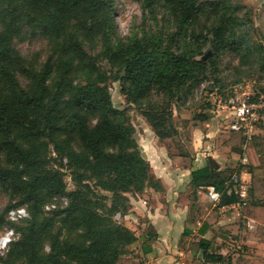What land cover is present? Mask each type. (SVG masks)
I'll list each match as a JSON object with an SVG mask.
<instances>
[{"label":"trees","instance_id":"trees-1","mask_svg":"<svg viewBox=\"0 0 264 264\" xmlns=\"http://www.w3.org/2000/svg\"><path fill=\"white\" fill-rule=\"evenodd\" d=\"M1 1L0 18L12 21L21 19L23 11L31 7L32 11L26 13L30 21L41 24L49 41L60 42L67 57H76V68L83 67L89 75L96 70V61L84 49L78 35L96 31L103 40L108 60L117 61L123 68L120 79L130 82L133 92L126 96L133 102L153 87L172 93L188 82H197L205 60L227 45L244 61L254 50L262 51L249 41V33L242 30L247 27V12L241 16H226L227 3L224 0H142L143 5L150 8L157 4L167 8L169 15L176 19V28L165 32L162 24L159 28L155 24L154 30L143 28L140 33L127 36L126 40L117 34L113 36L116 32L112 17L113 0ZM240 8L237 5V9ZM204 9L205 12L212 11L217 22L211 26L207 40L203 39L209 45L207 50L201 51L192 42H185V35L194 18ZM228 20L237 23L241 33L225 27ZM180 34L184 45L176 48L174 40ZM20 69L30 74V81L25 86L18 85L13 75V71ZM72 69L62 60L44 64L38 72L27 68L8 48V37L0 34V152L11 165H0V185L9 187L29 202L31 217L28 225L21 228V236L9 245L7 257L0 256L1 264H12L18 257H27L30 264H111L136 239L128 226L113 222L104 211H97L101 205L95 201L92 203L90 185L81 183L88 177L83 178V168L97 178L100 188L115 196H119L120 190L131 187L143 190L146 185L158 186L135 139L134 126L116 117V114L122 115V110L113 106L106 87L97 80L103 79L106 73L98 70L93 80L77 85L66 79ZM53 70L57 75L63 74L57 85L53 83L54 88L48 83ZM164 107L143 111L160 139L177 132V128L169 124L170 116L164 112ZM88 112L97 115L91 125L87 120ZM204 117V114L200 116ZM60 134L65 137L60 141L63 145L57 147V153L69 158V164L75 168V179L80 183L70 191L65 190L61 169L51 164L55 157L46 149L40 152L30 147L41 136ZM74 136H78L82 145L83 150L79 153L64 143ZM26 142L29 146L25 145ZM107 147L115 150L109 151ZM192 176L194 185L213 183L223 198L233 195L223 189L225 178L212 181L208 167L193 171ZM59 193L67 196L66 207L49 209L50 216L38 222L39 215L49 203L47 201ZM115 210L116 206L106 209L107 212ZM54 215H60L58 221L69 233L77 227L82 229L83 232L78 233L79 240L72 242L68 236H61V232L48 235L47 229L53 224ZM45 239L49 242L48 251L41 250ZM210 258L215 263L222 260L219 254Z\"/></svg>","mask_w":264,"mask_h":264},{"label":"rangeland","instance_id":"rangeland-1","mask_svg":"<svg viewBox=\"0 0 264 264\" xmlns=\"http://www.w3.org/2000/svg\"><path fill=\"white\" fill-rule=\"evenodd\" d=\"M204 1V0H202ZM210 0H205V2ZM227 3L225 14L241 16L244 12H247L248 17L247 27L242 29L244 32H248L249 41L254 43L257 48H262V51L254 50V53L250 55L245 61L242 56L236 52L232 47L227 45L213 53L211 58L205 60V66L199 75L197 82L186 83L183 86H179L174 92L168 93L158 89V87L151 88L148 92L141 95L136 102L130 101L126 94L133 92L131 84L128 80L120 79L123 76V68L117 63V61H109L103 40L96 31L89 30L87 35H78L79 40L84 49L95 58L96 70L91 75L86 70L78 66L76 68V57H72L63 52L62 44L60 42H50L49 38L43 33L42 26L39 23H32L27 14H29L31 7L24 10L21 19L17 21L8 20L7 18H0V34L8 37V48L20 62L31 68L32 70L39 71L44 64L51 65L53 62L62 60L69 64L72 69V73L68 71L67 80H72L73 84L84 85L89 80H93L98 70L105 72L106 76L100 80V84H104L109 92L112 104L115 108L122 110L121 114H116V117L122 120L125 124H132L135 128V139L138 140L139 136L149 134L152 130L151 125L147 121L143 111L156 110L158 106H166L165 113L170 116L169 124L173 128L183 129L189 132L200 121V116L205 113L207 108H211L218 119L223 122L222 129L226 130V124L224 122V114L218 113L216 104L218 100L228 103V99L233 94L235 86L239 84H246L253 82L256 86L263 80L264 75V0H224ZM3 1L0 0V7ZM237 5L241 6L237 9ZM113 12L112 17L114 19L116 31L113 36L117 34L121 39L126 40L127 36H132L135 33H140L141 29L149 30V27L154 30L155 24L158 27L162 24V31H172L176 28V19L169 15V11L163 5H156L153 7L144 6L142 0H113L112 2ZM27 13V14H26ZM227 18V17H225ZM217 22V17L211 12L204 11L194 18L190 24V28L186 32L185 42H192L195 46L200 48L201 51H206L208 43L206 42L209 30L213 24ZM227 28H233L236 32L241 33V30L237 27V23L231 20L226 21ZM249 29V30H248ZM112 35V34H111ZM111 36L112 39L115 37ZM210 37V35H209ZM225 37H228L225 35ZM204 38H206L204 42ZM176 48H181L184 45L183 36L177 35L175 37ZM210 54L208 55V57ZM196 58H200V55H196ZM14 78L18 85L25 86L30 81V74L24 70L13 71ZM63 74L53 70L52 74L48 77V83L54 88V82L62 79ZM153 107V108H151ZM161 110V108H160ZM97 115L95 113H87L88 124L95 123ZM117 120V119H116ZM65 137L64 134L58 136H41L33 144L30 145L37 151L42 152L47 150L48 154L55 157L51 164L57 168H60L63 175V181L65 184V190L70 191L75 189L80 183L75 179V168L69 164V158L62 154L57 153V147L62 144L60 142ZM65 145L71 148L75 153L81 152L82 145L78 136L72 137L69 141L65 140ZM29 146V142L25 143ZM63 145V144H62ZM140 149V148H139ZM107 150L112 151L114 148L107 147ZM46 152V153H47ZM58 154V155H57ZM92 160V158H90ZM51 165L50 163H47ZM0 165L11 167L10 163L5 159L3 152H0ZM51 165V166H52ZM81 174L86 177L81 183L89 184L91 191L93 192L91 201L97 202L100 208H96L98 212L104 211L105 215H110L113 222L117 224H124L126 215L133 212V197L143 196L148 192L146 188L143 190H136L134 187L128 190H120L119 196L100 188L97 178L93 176L90 170L83 168ZM153 180V179H152ZM154 181H152L153 183ZM22 195H19L12 191L9 187L0 185V233L7 227L13 226L16 234L15 240H17L22 233L21 228L28 225V220L31 219L30 214L28 217L11 223L7 219V211L10 208L24 206L28 213L29 202L24 200ZM124 198H122V197ZM132 197V198H131ZM48 204H52L50 209H61L67 205V196L64 193L55 194L47 201ZM126 205V207H123ZM117 207L114 212H107L106 209L110 207ZM50 216L49 210L44 209L38 217V222H42L43 218ZM60 215H54L53 224L47 229L49 234H57L61 232V236H68L71 241L79 240L78 233H82L83 230L79 227L75 228V231L68 232V229L61 227L58 221ZM62 228V229H61ZM134 232V231H133ZM135 234V233H134ZM136 237V235H135ZM9 247L0 249V256L7 257ZM42 251L49 250V242L47 239L43 242ZM1 264V263H0ZM12 264H30L27 257H18L12 261ZM71 264H76L71 262ZM111 264H128V260L116 257Z\"/></svg>","mask_w":264,"mask_h":264},{"label":"crops","instance_id":"crops-1","mask_svg":"<svg viewBox=\"0 0 264 264\" xmlns=\"http://www.w3.org/2000/svg\"><path fill=\"white\" fill-rule=\"evenodd\" d=\"M212 111L207 108L189 132L177 128L173 136L160 139L149 130L151 135L139 136L158 186L149 185L148 196L131 201L133 212L125 225L136 239L120 254L128 264H218L210 256L230 238L241 245L230 264H264V127L253 128L249 137L227 124L224 130ZM204 167L212 181L237 174L244 194L212 200L213 183L192 182V172ZM239 196H246L245 202L235 208Z\"/></svg>","mask_w":264,"mask_h":264},{"label":"built area","instance_id":"built-area-1","mask_svg":"<svg viewBox=\"0 0 264 264\" xmlns=\"http://www.w3.org/2000/svg\"><path fill=\"white\" fill-rule=\"evenodd\" d=\"M216 109L224 114V117L227 120V128L229 130L241 131L247 137L250 136L253 128L257 126L264 127V75L259 86H256L253 82L235 86L233 94L228 99V103L218 100ZM223 184V189L226 193L235 192L239 195L244 194V188L241 187V180L237 174L231 175ZM209 196L212 200L216 201L221 197V192L216 190L215 187H210ZM245 197L246 196H239V200L233 203L235 208H239L240 205L244 204ZM51 207L52 204H47L45 209L49 210ZM21 208L27 211L24 206L13 207L7 211L6 216L11 223L26 218L19 217L18 215L15 220L12 218L11 214L17 213ZM8 233H12V237L5 248H7L15 239L16 231L13 226H9L1 232L0 237H3ZM239 249H241V245L238 241H235L233 238L228 239L226 247H223L218 253L222 257V260L218 264H228L232 253L239 251Z\"/></svg>","mask_w":264,"mask_h":264},{"label":"clouds","instance_id":"clouds-1","mask_svg":"<svg viewBox=\"0 0 264 264\" xmlns=\"http://www.w3.org/2000/svg\"><path fill=\"white\" fill-rule=\"evenodd\" d=\"M11 215H12V218L15 220L17 215L19 217H27L28 212L25 209L21 208L18 210L17 213H13ZM11 237H12V233H8L7 235L0 237V248H5L7 244L10 242Z\"/></svg>","mask_w":264,"mask_h":264}]
</instances>
